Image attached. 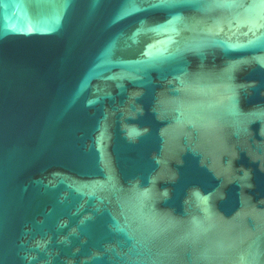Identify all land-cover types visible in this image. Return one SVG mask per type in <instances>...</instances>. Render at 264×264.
Instances as JSON below:
<instances>
[{"label":"water","instance_id":"95a60500","mask_svg":"<svg viewBox=\"0 0 264 264\" xmlns=\"http://www.w3.org/2000/svg\"><path fill=\"white\" fill-rule=\"evenodd\" d=\"M0 264H264V0H0Z\"/></svg>","mask_w":264,"mask_h":264}]
</instances>
